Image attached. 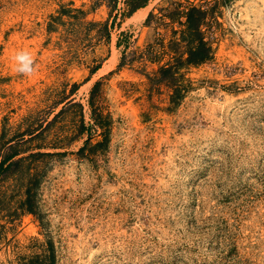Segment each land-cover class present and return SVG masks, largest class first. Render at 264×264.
I'll return each mask as SVG.
<instances>
[{
  "label": "rangeland",
  "instance_id": "374dc122",
  "mask_svg": "<svg viewBox=\"0 0 264 264\" xmlns=\"http://www.w3.org/2000/svg\"><path fill=\"white\" fill-rule=\"evenodd\" d=\"M125 1L0 0V264H264V0Z\"/></svg>",
  "mask_w": 264,
  "mask_h": 264
},
{
  "label": "trees",
  "instance_id": "16d2710c",
  "mask_svg": "<svg viewBox=\"0 0 264 264\" xmlns=\"http://www.w3.org/2000/svg\"><path fill=\"white\" fill-rule=\"evenodd\" d=\"M100 1H104L109 3H113L114 4L117 2V0H100ZM148 0H126L125 4L128 8V15H132L133 13H136L139 9L145 8V6L147 5ZM195 14L200 15V11L192 8L189 10V12L186 15L187 18V22L189 25H191V17ZM194 31L198 30V25H196V28L193 29ZM199 53H193L194 56H192V58L189 60L190 63L192 64H198L201 63L202 61H204L207 57V53H205L206 51L202 49V46L200 47V49L198 50Z\"/></svg>",
  "mask_w": 264,
  "mask_h": 264
},
{
  "label": "clouds",
  "instance_id": "9594fccd",
  "mask_svg": "<svg viewBox=\"0 0 264 264\" xmlns=\"http://www.w3.org/2000/svg\"><path fill=\"white\" fill-rule=\"evenodd\" d=\"M14 59L17 61V64L19 65L17 67V71L20 73H25V74H31L33 71L32 65H33V60L30 55L27 53H18Z\"/></svg>",
  "mask_w": 264,
  "mask_h": 264
},
{
  "label": "bare ground",
  "instance_id": "6f19581e",
  "mask_svg": "<svg viewBox=\"0 0 264 264\" xmlns=\"http://www.w3.org/2000/svg\"><path fill=\"white\" fill-rule=\"evenodd\" d=\"M149 11V10H148ZM146 12H147V8H144V9H142V10H140L139 12H137L136 14H134L133 16H132V20L133 21H139V20H141V19H143V17H145V15H146ZM143 21V20H142ZM136 23V22H135ZM139 23V22H138ZM115 60H116V58H115ZM114 62H116V61H114ZM113 63V62H112ZM117 63V62H116ZM114 64V63H113ZM113 66V65H112ZM111 66V67H112ZM102 74V73H101Z\"/></svg>",
  "mask_w": 264,
  "mask_h": 264
},
{
  "label": "crops",
  "instance_id": "0c3cea01",
  "mask_svg": "<svg viewBox=\"0 0 264 264\" xmlns=\"http://www.w3.org/2000/svg\"><path fill=\"white\" fill-rule=\"evenodd\" d=\"M142 9H144V8H142ZM142 9H139L137 12H139V11L142 10ZM137 12H136V13H137ZM136 13H135V14H136ZM133 15H134V14H133Z\"/></svg>",
  "mask_w": 264,
  "mask_h": 264
}]
</instances>
